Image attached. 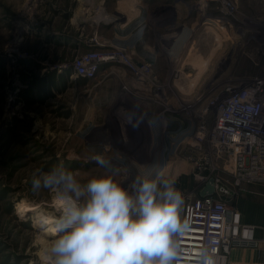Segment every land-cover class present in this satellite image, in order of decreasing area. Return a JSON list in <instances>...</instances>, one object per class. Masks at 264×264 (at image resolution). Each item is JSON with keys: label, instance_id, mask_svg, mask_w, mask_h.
<instances>
[{"label": "rangeland", "instance_id": "374dc122", "mask_svg": "<svg viewBox=\"0 0 264 264\" xmlns=\"http://www.w3.org/2000/svg\"><path fill=\"white\" fill-rule=\"evenodd\" d=\"M128 1L94 0L81 20L78 0H0V264H44L45 224L17 210L25 200L61 213L54 192L33 189L37 169L63 164L81 180L115 173L130 191L137 176L162 172L184 203L198 196L195 173L232 187L230 157L198 169L179 138L201 117L212 125L210 100L226 87L264 77V0ZM91 50L114 59L70 78L72 61ZM97 154L111 166L96 165ZM249 185L264 186L237 195Z\"/></svg>", "mask_w": 264, "mask_h": 264}, {"label": "clouds", "instance_id": "9594fccd", "mask_svg": "<svg viewBox=\"0 0 264 264\" xmlns=\"http://www.w3.org/2000/svg\"><path fill=\"white\" fill-rule=\"evenodd\" d=\"M91 159L100 168L111 166L101 154ZM31 183L34 190L54 192L61 207L44 264H177L173 237L186 230L188 220L181 217L184 195L174 178L162 172L137 176L130 191L115 173L81 180L61 164L37 169Z\"/></svg>", "mask_w": 264, "mask_h": 264}, {"label": "built area", "instance_id": "2783aa9c", "mask_svg": "<svg viewBox=\"0 0 264 264\" xmlns=\"http://www.w3.org/2000/svg\"><path fill=\"white\" fill-rule=\"evenodd\" d=\"M114 54L88 51L71 63L70 78L93 77ZM210 101L214 109L210 127L202 120L194 129L181 131L179 143L194 149L198 169L213 171L223 156L232 161V187L216 173H195L201 190L212 179L213 192L185 202L182 219L188 227L173 238L180 256L177 264H228L236 248H263L264 236L255 238L252 228L239 221L230 200L244 184H264V77L247 86H228ZM208 107H205L202 116Z\"/></svg>", "mask_w": 264, "mask_h": 264}, {"label": "crops", "instance_id": "0c3cea01", "mask_svg": "<svg viewBox=\"0 0 264 264\" xmlns=\"http://www.w3.org/2000/svg\"><path fill=\"white\" fill-rule=\"evenodd\" d=\"M122 3L123 7L125 4L129 3V1ZM130 12H132V10L123 9L116 13L123 18L126 17L127 22L130 23L131 18L134 16V13ZM103 19H105L102 21L103 26L111 21L110 18L107 17ZM117 25L119 30L124 26V24ZM230 204L238 212L240 223L252 228V234L255 238L264 236V186H247L246 192L242 195L239 194L233 197V199L230 200ZM233 251L229 256L228 264H264V249L262 248L236 249Z\"/></svg>", "mask_w": 264, "mask_h": 264}, {"label": "bare ground", "instance_id": "6f19581e", "mask_svg": "<svg viewBox=\"0 0 264 264\" xmlns=\"http://www.w3.org/2000/svg\"><path fill=\"white\" fill-rule=\"evenodd\" d=\"M78 2H80V7L79 8H81V9H78V10L75 11L74 17L76 19L83 20V17L85 16V14H87L89 9L91 10L94 7L93 6L94 5V0H78ZM100 14L102 15V13H100ZM96 15H98V14H96ZM84 21L87 22V19H85ZM88 22H91V21H88ZM113 54L114 53H112V55ZM17 210L31 212L33 220L35 222L34 224H38V225H44L45 224L42 234L46 238L49 239V242L51 240H53L54 238H56L57 233H56V230H55V222H56L58 216L54 212H50L47 209H45V208H43V207H41L39 205L32 204V203L27 202L25 200L22 201V203L18 206ZM42 260L44 261V256L42 257Z\"/></svg>", "mask_w": 264, "mask_h": 264}, {"label": "water", "instance_id": "95a60500", "mask_svg": "<svg viewBox=\"0 0 264 264\" xmlns=\"http://www.w3.org/2000/svg\"><path fill=\"white\" fill-rule=\"evenodd\" d=\"M213 192L212 179L205 184V186L199 191V196H204L206 194H211Z\"/></svg>", "mask_w": 264, "mask_h": 264}]
</instances>
